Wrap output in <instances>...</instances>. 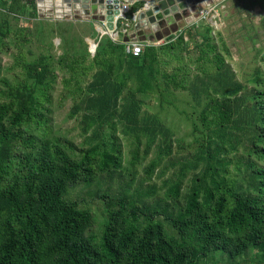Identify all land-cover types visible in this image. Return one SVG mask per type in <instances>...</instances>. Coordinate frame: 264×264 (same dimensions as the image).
Listing matches in <instances>:
<instances>
[{
  "label": "rangeland",
  "instance_id": "rangeland-1",
  "mask_svg": "<svg viewBox=\"0 0 264 264\" xmlns=\"http://www.w3.org/2000/svg\"><path fill=\"white\" fill-rule=\"evenodd\" d=\"M21 1L24 5L15 13L9 10L12 0H0V104L14 102L18 110L23 95L30 94L41 105L38 117L15 127L20 136L8 153L11 166L0 185L11 182L22 162L33 161L47 141L76 161L88 159L93 169L86 180L68 184L65 196L90 212L83 235L94 246H101L109 209L121 208V199L154 209V219L168 235L182 240L170 221L186 208L196 188H201L199 208L209 223L217 218L220 196L228 210L236 199L254 200L264 223V0H192L185 13L177 8L156 26L148 16L134 18L144 10L146 0H140L118 22V31L128 30L126 36L120 31L116 42L133 39L143 50H157L146 63L153 71L146 66L144 75L133 72L123 54L111 55L107 43L112 37L100 11L77 8L74 0L70 11L59 13L56 2L50 8L40 6V0ZM103 33L108 35L102 38ZM108 58L126 75L123 96L136 92L142 101L139 125L143 117L158 119L153 143L147 131L127 130L117 118L114 125L87 127L85 88ZM143 76L154 86L137 91ZM235 83L243 88L224 95ZM119 102L118 112L125 100ZM94 129L115 145V161L108 165L93 152L98 143ZM22 137H32L34 143ZM211 153L216 161L209 168L202 157ZM204 186L215 192L210 201ZM146 224L143 215L134 225L141 231ZM185 237L197 242L190 231ZM198 264H264V242L237 255L213 249Z\"/></svg>",
  "mask_w": 264,
  "mask_h": 264
},
{
  "label": "trees",
  "instance_id": "trees-1",
  "mask_svg": "<svg viewBox=\"0 0 264 264\" xmlns=\"http://www.w3.org/2000/svg\"><path fill=\"white\" fill-rule=\"evenodd\" d=\"M23 5L21 0H12L9 10L18 13ZM104 35L108 34H102V38ZM107 47L112 56L123 54L133 72L144 75L146 66L149 72L153 71L152 64L146 65L156 58L157 50L153 46L133 55L126 51L124 42L111 38ZM112 62L108 58L85 88L87 127L114 125L117 118L124 122L127 130L147 131L153 143L158 119L143 117L139 125L142 101L136 92L130 97L123 96L126 75L118 72ZM153 86L143 76L137 91L145 92ZM242 88V84L235 83L232 89L225 88L223 94H236ZM121 99L125 102L118 112ZM13 105L14 102L0 104V177L8 173L11 166L8 153L20 136L15 127L24 119L38 117L36 110L41 104L29 94L28 98L23 95L18 110H14ZM226 128L228 124L220 125L217 134L222 135ZM92 136L98 140L93 152L101 154L105 165L114 162L115 145L95 129ZM22 139L34 143L32 137ZM100 146L106 149L98 151ZM202 158L209 168L216 161L213 153ZM92 174L88 159L76 161L47 141L33 161L29 158L23 161L14 179L6 186L0 185V264H198L210 250L224 249L237 255L251 245L264 242V223L254 200L236 199L234 208L228 210L225 196H220L216 205L217 218L209 223L199 208L201 188H196L186 208L170 221L182 240L168 235L162 222L154 219V209L130 206L121 199V208L109 209V222L101 246H94L83 235L90 223V212L81 208L78 201L65 196L68 184L84 181ZM211 182L219 189L215 178ZM202 188L210 201L215 192L207 186ZM143 215L147 224L139 231L134 224ZM188 231L194 235L196 243L187 240Z\"/></svg>",
  "mask_w": 264,
  "mask_h": 264
},
{
  "label": "bare ground",
  "instance_id": "bare-ground-1",
  "mask_svg": "<svg viewBox=\"0 0 264 264\" xmlns=\"http://www.w3.org/2000/svg\"><path fill=\"white\" fill-rule=\"evenodd\" d=\"M90 1L91 3L89 5L85 4L83 0H78L77 2H74V4L77 8L83 9L90 7L89 10L93 11L96 10L97 7L99 9L102 8L100 4L96 6L97 3H105V0H90ZM53 2H56V5L58 7L57 13L67 10L70 11L72 4L71 3L64 4V0H40L39 5L47 6L51 8ZM192 3H193L192 0H172L169 1L164 7H162L159 4V2L156 0H146L144 9H148V10L152 9L148 16V19L151 21L152 24L155 25V21L162 20L164 17H171L173 14L177 13L176 11L177 8L180 9H182V7L189 8ZM61 7H64V9L62 10ZM83 11L86 12V10Z\"/></svg>",
  "mask_w": 264,
  "mask_h": 264
},
{
  "label": "built area",
  "instance_id": "built-area-1",
  "mask_svg": "<svg viewBox=\"0 0 264 264\" xmlns=\"http://www.w3.org/2000/svg\"><path fill=\"white\" fill-rule=\"evenodd\" d=\"M135 4H133L127 0L121 1L120 8H119L120 12L118 14H115V17H114L113 28L112 29L107 28V30L110 31V34H111V37L113 40H115V41L117 40L118 36L120 35V31L125 34L126 31L128 30L125 27V28H122L120 31H118V22L121 19H127V14L132 10V8ZM137 13H135L134 18L137 17ZM106 24H107V22L104 23V25H106ZM128 25H129V23H126V26H128ZM104 28H106V26H104ZM104 33H106V31H104ZM114 33L116 34V36L113 35ZM124 36H126V34ZM118 42H124L126 44V51L128 53L133 54V55H139L143 51V46H142L140 41H137V40L135 41L133 39L132 40L131 39H122L121 41H118Z\"/></svg>",
  "mask_w": 264,
  "mask_h": 264
},
{
  "label": "water",
  "instance_id": "water-1",
  "mask_svg": "<svg viewBox=\"0 0 264 264\" xmlns=\"http://www.w3.org/2000/svg\"><path fill=\"white\" fill-rule=\"evenodd\" d=\"M65 3H69L71 0H64ZM78 0H74V2H77ZM85 4L89 5L91 3L90 0H83ZM122 0H105V3H97V5L100 4V6L102 8H96V10H93L94 11H100V13L104 14L106 19H107V25H108V28L109 29H112L113 28V24H114V17H115V14H118L120 12L119 8H120V3H121ZM133 4H135L136 2H139L140 0H127ZM159 2V4L164 7L169 1H172V0H156ZM90 2V3H89ZM145 8V6H144ZM143 8V9H144ZM152 8V7H151ZM186 7H182V10L183 12L185 13L186 12ZM86 10V9H85ZM146 10V11H145ZM152 9L148 10V9H144L141 13H137V17L140 19V18H144L145 16H149L150 12H151Z\"/></svg>",
  "mask_w": 264,
  "mask_h": 264
},
{
  "label": "flooded vegetation",
  "instance_id": "flooded-vegetation-1",
  "mask_svg": "<svg viewBox=\"0 0 264 264\" xmlns=\"http://www.w3.org/2000/svg\"><path fill=\"white\" fill-rule=\"evenodd\" d=\"M64 4H65V2H64ZM70 4V3H69Z\"/></svg>",
  "mask_w": 264,
  "mask_h": 264
}]
</instances>
